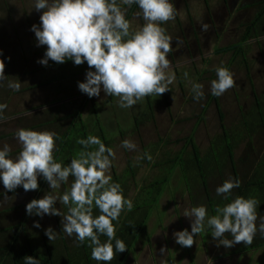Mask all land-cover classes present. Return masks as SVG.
I'll list each match as a JSON object with an SVG mask.
<instances>
[{"label": "rangeland", "instance_id": "374dc122", "mask_svg": "<svg viewBox=\"0 0 264 264\" xmlns=\"http://www.w3.org/2000/svg\"><path fill=\"white\" fill-rule=\"evenodd\" d=\"M170 2L177 10L175 19L161 24L166 29V34L172 38L171 51L167 57L170 68L166 70V76L174 79L168 85L167 101L162 96L153 94L149 96L146 109L145 98L137 101L131 108L121 109L119 98L106 96L103 90L99 97L93 98L80 92L78 82H85L86 72L94 71L89 69L86 62L79 66L71 60L64 64L49 60L47 66L37 63L44 58L47 46L38 47L34 32L30 31L32 25H40L43 12L35 10V0H0V50L3 52L0 59H4L6 65L5 75L9 79L17 78L21 83L19 91L8 88L7 80L0 87V98L8 106L3 112V121H0V147L3 144L10 145V158L15 159L22 148L15 133L24 128L61 134L59 142L64 143L67 148L68 136L64 131L71 124H76L74 115L78 113L89 121H86L82 132H73L70 138L78 141L87 139L89 135L97 136L106 147L113 149L115 159L112 160L111 177L114 178V173L119 175L123 169L129 171L127 187L120 184L126 199L134 203L139 199L142 188L156 179L165 181V186L156 199L151 194L146 195L145 202L153 206L150 208L151 216L145 231L129 251L127 246V251L116 253V263L126 256L123 264H264V246L255 247L257 240L259 243L264 241V236L259 232L250 246L240 243L227 249L217 247L218 240H213L212 234L203 237L199 233L194 237L195 243L190 248L178 245L173 238L176 231L188 229L191 232L192 219L185 217L184 211L198 206L192 199L195 193L190 191L189 185L200 184L199 175L191 173H202L208 190L215 194L217 186L230 176L238 179L241 186L250 185L249 182L255 175L253 171L259 167H247L245 154L253 152L248 140L249 134L244 132L247 137L234 150L233 157L239 174H234L231 167L227 168L208 156L198 169L191 167L194 162H184L185 166L182 163L174 168L166 163L172 161L184 148L187 149L185 156L190 155L193 149L191 143L204 156L215 136L223 132L217 106L215 103L206 104L213 75L211 73H216L218 67H226L232 60L231 51L245 42L247 26L256 18L260 7H264V0ZM121 6L127 8L126 19L131 22L130 31L138 30L144 25L142 14L139 17L135 15L141 11L138 5L133 4L130 8L127 5ZM204 25L208 26L206 30ZM255 43L257 38H250L245 42L246 55L239 56L229 68L234 73L236 84L219 96L220 107L225 114V127L234 133L238 129L242 130L244 118L241 115L247 111L240 112V107L244 106L246 109L250 103L254 105L249 79L259 80L263 86L261 92L264 91V50L260 55ZM244 59H247L246 64ZM193 84L204 86V97L199 101L193 98ZM121 111L124 112L123 115L120 114ZM257 135L263 137L262 132ZM124 140L133 141L137 145L136 150L130 151L122 147L121 142ZM72 147V154L67 151L62 154L55 150L56 162L70 164L71 159L77 158L78 153L84 150L77 142ZM97 147L94 145L87 150H95ZM145 154L152 159L148 160ZM252 154L254 159L257 152ZM137 162H142V169L136 165L137 169L131 171ZM208 162L214 163L215 167H207ZM155 163L157 164L153 167ZM42 179V176L38 177L39 182ZM73 180L74 177L70 176L68 182L56 190H52L45 180L41 185V190L44 188L45 193L37 199L43 198L48 192L61 196L70 189ZM3 192L7 191L0 181V195ZM33 193L34 191L25 192L19 186L9 197H0V264H25V256H34L42 261L56 257L67 264H74L82 257L83 260L89 259L91 264H98V261L91 258L89 240L77 246L75 234L69 238L63 232L62 217L45 215L41 218L26 213V205ZM230 198L235 199L231 193ZM7 204L13 206L12 211L8 210L11 206ZM61 204L58 200L55 207L60 209ZM258 208V213L264 215V205L260 204ZM95 209L93 206V210ZM35 222H39L41 227H33ZM49 227L58 233L52 241L45 235V230ZM105 237L100 236L102 243L105 242ZM225 238L232 239L230 234H226ZM241 246L245 248L239 251ZM161 248L167 249L163 255Z\"/></svg>", "mask_w": 264, "mask_h": 264}, {"label": "clouds", "instance_id": "9594fccd", "mask_svg": "<svg viewBox=\"0 0 264 264\" xmlns=\"http://www.w3.org/2000/svg\"><path fill=\"white\" fill-rule=\"evenodd\" d=\"M133 4L141 10L135 15L142 14L145 23L138 30L130 31L127 8L121 5L130 8ZM34 8L43 12L40 25H32L30 31L34 32L38 47L47 46L44 58L37 63L47 66L49 60L57 64L71 60L79 66L86 62L94 71L86 72L85 82H78V89L89 98L99 97L103 90L106 96L118 97L120 107L131 108L147 96H161L169 91L168 85L174 79L166 76V70L170 68L167 57L172 38L161 24L175 19L177 10L170 0H35ZM207 27L204 25V30ZM5 68L4 59H0V87L7 80L8 88L19 91L21 83L17 78L9 79ZM216 74L210 92L218 97L233 88L236 81L234 73L226 67H218ZM203 87L202 84L192 85L196 101L204 97ZM7 107L0 103V121H3ZM15 136L22 146L15 159L10 158V145L0 147V181L7 192H14L19 186L25 192L38 191L39 176L56 190L67 183L70 176L74 177L70 189L61 196L48 192L41 199L31 200L26 205V213L41 218L45 215L62 217L63 232L69 238L75 234L77 246L89 240L91 258L95 261L108 264L115 259L116 253L127 251L125 243L116 239L113 221H118L125 207L131 211L133 202L124 197L119 183L111 182L113 149L106 147L99 137L89 135L87 139L77 141L84 150L71 159L70 164L64 165L54 158L56 140L59 139L56 132L21 128ZM94 145L98 146L95 150H87ZM121 146L130 151L137 148L131 140L122 141ZM145 155L148 160L152 159ZM140 163H135L131 171ZM240 183L230 176L217 186L216 195L228 199ZM58 200L68 206L67 215L55 207ZM93 206L99 209L100 215L93 216ZM258 206L259 201L255 198L237 196L224 207H217V214L211 217H208L205 205L185 210L184 216L192 219L191 232L188 229L176 231L173 238L182 247H192L194 237L204 231L208 217L207 225L212 229L213 240H218L217 247L227 249L240 243L250 246L258 232L264 236V215L258 213ZM33 227L40 228L41 225L35 222ZM226 234L232 239L225 238ZM45 235L52 241L58 233L49 227ZM101 235L107 237L103 243ZM160 251L163 255L167 249ZM24 261L25 264H39L34 256H25Z\"/></svg>", "mask_w": 264, "mask_h": 264}, {"label": "trees", "instance_id": "16d2710c", "mask_svg": "<svg viewBox=\"0 0 264 264\" xmlns=\"http://www.w3.org/2000/svg\"><path fill=\"white\" fill-rule=\"evenodd\" d=\"M262 6L260 7V10H258V13L255 16L256 18L254 17L255 19L247 26V29H246L247 33H245L246 35H245V40H244L245 42L250 38L254 39V38H259L261 36H264V7ZM245 42L240 45H237L236 47H234V50L231 51L233 58L229 62V64H227L226 68L229 69L231 66V63H233L236 59H238L239 56L246 55V50L244 46ZM244 63L245 64L247 63V59H244ZM211 74H213L211 76L212 80L217 79V74L215 72L212 71ZM161 96L165 101H167L168 92L162 94ZM145 99H146L145 101V109H146L149 96L145 97ZM0 103H3L1 98H0ZM211 103H215V105L217 106V111L219 113L218 118H219L221 129L223 132L215 136V139L213 140L212 145H210V149L207 150L204 156L200 154V151L196 148V145L191 143L190 145L193 148L192 153L190 154L191 156L190 155L185 156V154L187 153V149L184 148L173 158L172 161H168L166 163L167 164L169 163V165H171L170 167L174 168V167H179L180 164L182 163L184 165V162H187L189 164L194 162L195 163L194 166L191 165V167L193 169H198V168H201L204 159L208 156V157H213L216 161H218L219 163H221L223 166L227 168L231 167L232 169L231 171L235 172L234 174H239L237 166L235 165L234 157H233L234 150L237 148L238 143L243 138L247 137L246 135H244V132H247L249 134L248 140H249L251 149L253 152L254 151L257 152V156L254 159H252L253 152L245 154V159H246V162L248 163L247 167L250 168L251 166L258 165L259 168L254 169L253 173L255 175L252 177L251 182H249L250 185L242 184L241 186L240 184V187L233 189L231 194H233V198L237 196H242L244 198H250V197L255 198L259 201V206L260 204L261 206L264 205V111H263L264 103L262 104L259 99L256 100L255 105H253L254 108L252 110V114H248L242 117L244 118L242 121L243 122L242 130L238 129V132L236 133H234L231 129H227L225 127V124H224L225 114L221 110L220 103H219V96L218 97L213 96L211 95V92H210L207 94L206 104L209 105ZM120 108L126 109L122 107ZM241 109H242V106H241ZM120 114L123 115L124 112L122 113L121 111ZM74 118H75L76 124L74 125L71 124L70 128L64 131L65 134L68 136V147L66 148L64 146V143L59 142V139L56 140L57 142L56 150L59 153L64 154L65 151H67L68 153L72 154V149H73L72 145L75 144L77 141L71 139L70 134L72 136L73 132H77V133L82 132V130L85 129V124H87L86 121H89L88 119L84 120V117L80 116L78 113L74 115ZM107 126L111 127V125H106V127ZM103 132H105V130ZM260 132L263 133V137L257 135ZM254 135H255V138H254ZM60 136L61 134L58 135L59 138ZM260 152L262 153L260 154ZM211 155H214V156H211ZM157 163H159V161H157ZM157 163H155L153 167ZM141 164L142 163L139 164V168H142ZM206 166L214 168L215 164L208 162ZM127 172L129 171L123 169L121 173H119V175L114 173L113 175L114 178H112L111 182L124 184L127 187L126 178L129 175V173ZM191 174H196L197 176L199 175V178H200V184H195L193 186L189 185L190 191L195 193L192 199L198 203L197 204L198 206L205 205L207 207L208 217H211L217 214L216 213L217 207H224L226 204L231 203L234 200L230 198V194L228 195V199H225L223 195L218 196L215 193H211L208 190L207 182L205 181L204 175L202 173H191ZM44 182H45L44 178L41 180V182L38 181L39 190L34 191L30 201L33 199H37L38 196H41L42 193H45L44 188H43V191L41 190L42 189L41 185L44 184ZM164 186H165V181L156 179L152 183H150L147 187L142 188L139 199H137L133 203L132 210L128 211L127 208L125 207V209L121 212L118 221H113V224L116 228V239L122 240L125 243L126 247L128 246V251L129 249L133 247L137 238L142 233H144L146 224H148V219L151 216L150 208L153 205L147 204L145 202L146 195L151 194L156 199L157 196H159V193L160 191H162ZM11 193L12 192H3V194L0 195V197L2 199H5L9 197ZM7 206H11V208L8 209L9 211L13 210L12 205L7 204ZM60 209H61L62 214L64 215L68 214V208H65V205L61 204ZM93 212H94L93 213L94 217L101 214L98 208L93 210ZM208 217H206V220H205L204 231L200 233V235L203 237H206L204 235L212 234V229L209 228L207 225ZM106 240H107V237H105V241ZM113 245H115V240H113ZM261 246H264V241L263 243H259V240H257L255 242V247H261ZM244 248H245L244 246H241V248H239V251L243 250ZM50 259H52L51 262H50ZM50 259L48 260L47 258L45 259V261L39 260V264H67L66 262H63L61 258L55 257V258H50ZM125 259H126V256H123L122 259L119 261V263H116V259H115L114 262H108V264H123V261ZM74 264H91V262L89 261V259L83 260L82 257H79L78 260L74 262ZM98 264H105V262H99Z\"/></svg>", "mask_w": 264, "mask_h": 264}, {"label": "crops", "instance_id": "0c3cea01", "mask_svg": "<svg viewBox=\"0 0 264 264\" xmlns=\"http://www.w3.org/2000/svg\"><path fill=\"white\" fill-rule=\"evenodd\" d=\"M256 47L259 49V53L260 55L263 53L264 50V36H261L259 38H257V43H255ZM249 78V76H248ZM250 84H251V90L253 93V97H254V105L257 99H259L261 101V103H264V91L261 92V90L263 89L262 83H259V80H253V79H249ZM260 91V93H257V91ZM252 97V98H253ZM262 103V104H263ZM254 106H252V104L250 103L248 108L245 109V107L243 106L240 112H243L244 110H247L245 113H242L241 117H244L248 114H252V110H253ZM264 111V110H263Z\"/></svg>", "mask_w": 264, "mask_h": 264}]
</instances>
